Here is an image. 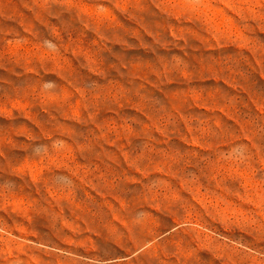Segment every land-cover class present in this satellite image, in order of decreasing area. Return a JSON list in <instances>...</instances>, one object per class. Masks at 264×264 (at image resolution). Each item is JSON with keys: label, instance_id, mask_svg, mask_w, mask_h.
Listing matches in <instances>:
<instances>
[{"label": "rangeland", "instance_id": "1", "mask_svg": "<svg viewBox=\"0 0 264 264\" xmlns=\"http://www.w3.org/2000/svg\"><path fill=\"white\" fill-rule=\"evenodd\" d=\"M0 264H264V0H0Z\"/></svg>", "mask_w": 264, "mask_h": 264}]
</instances>
